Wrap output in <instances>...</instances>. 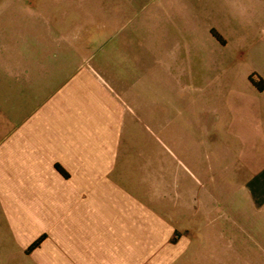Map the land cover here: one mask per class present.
Here are the masks:
<instances>
[{
	"label": "crops",
	"instance_id": "obj_1",
	"mask_svg": "<svg viewBox=\"0 0 264 264\" xmlns=\"http://www.w3.org/2000/svg\"><path fill=\"white\" fill-rule=\"evenodd\" d=\"M89 1L108 15L152 2L155 54L170 56L153 117L204 166L159 172L150 206L113 188L120 142L113 128H83L80 84L60 79L58 44L73 35L57 26L71 18L0 15V260L9 245L11 261L32 264L252 262L243 232H253V208L264 209V89L250 77L264 82V0Z\"/></svg>",
	"mask_w": 264,
	"mask_h": 264
},
{
	"label": "rangeland",
	"instance_id": "obj_2",
	"mask_svg": "<svg viewBox=\"0 0 264 264\" xmlns=\"http://www.w3.org/2000/svg\"><path fill=\"white\" fill-rule=\"evenodd\" d=\"M69 1L73 0H0V15H49L56 19L64 14L71 18L57 26V30L73 35L58 44L60 62L65 60L66 64L60 71V79L65 81L66 89L69 83L80 84L81 100L77 109L83 128H113V142H120L114 172L109 176L116 185L113 188L133 193L150 206L149 194L154 191L159 172L167 177L172 176L173 171L178 175L197 174L195 169L204 166L202 163L193 165L191 150L178 149L168 136L160 134V125L153 117L156 96L167 88L162 86L160 76L169 82L168 73L159 69L168 68L170 56L162 55L161 61L166 63L160 66L161 57L155 54L157 32L152 2L147 3L146 8L139 5L112 7L108 15L106 7L87 6L86 3L91 5L89 0H82L79 8H73ZM35 23L37 30L44 29L41 22ZM70 44L73 53L68 52ZM253 78L258 80L257 75ZM139 96L144 97L140 104ZM236 185L234 182L226 184L231 196L236 194ZM196 188L201 191L197 184ZM225 217L231 224L237 220L233 215ZM252 220L253 232H243V235L253 237V260L242 264H264V209L253 208ZM228 233V238H237V231ZM16 249L4 246L0 264H32L24 257L11 261L9 252ZM226 264L240 262L233 260Z\"/></svg>",
	"mask_w": 264,
	"mask_h": 264
},
{
	"label": "trees",
	"instance_id": "obj_3",
	"mask_svg": "<svg viewBox=\"0 0 264 264\" xmlns=\"http://www.w3.org/2000/svg\"><path fill=\"white\" fill-rule=\"evenodd\" d=\"M216 35V33H214ZM258 80L254 79L253 76H251L250 81L259 89L263 90L264 89V82L260 77H257ZM59 171L64 173V171L60 168L57 167ZM42 239H39L36 243H34L30 248L29 251L33 250L35 247L39 246L41 243Z\"/></svg>",
	"mask_w": 264,
	"mask_h": 264
}]
</instances>
